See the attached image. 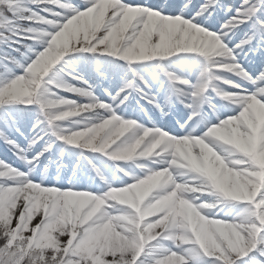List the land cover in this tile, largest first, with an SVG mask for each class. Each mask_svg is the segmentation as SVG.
Instances as JSON below:
<instances>
[{
  "label": "snow or ice",
  "instance_id": "1",
  "mask_svg": "<svg viewBox=\"0 0 264 264\" xmlns=\"http://www.w3.org/2000/svg\"><path fill=\"white\" fill-rule=\"evenodd\" d=\"M0 264H264V0H0Z\"/></svg>",
  "mask_w": 264,
  "mask_h": 264
},
{
  "label": "clouds",
  "instance_id": "2",
  "mask_svg": "<svg viewBox=\"0 0 264 264\" xmlns=\"http://www.w3.org/2000/svg\"><path fill=\"white\" fill-rule=\"evenodd\" d=\"M193 190H195V189H193Z\"/></svg>",
  "mask_w": 264,
  "mask_h": 264
}]
</instances>
